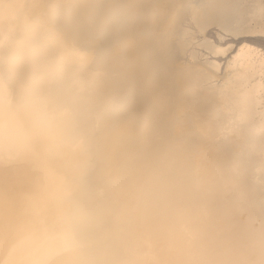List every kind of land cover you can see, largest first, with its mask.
Here are the masks:
<instances>
[{
	"label": "bare ground",
	"instance_id": "obj_1",
	"mask_svg": "<svg viewBox=\"0 0 264 264\" xmlns=\"http://www.w3.org/2000/svg\"><path fill=\"white\" fill-rule=\"evenodd\" d=\"M0 94L71 113L0 159V260H264V132L234 81L264 72V0H33ZM63 22L55 31V23ZM82 55L56 75L62 53Z\"/></svg>",
	"mask_w": 264,
	"mask_h": 264
},
{
	"label": "clouds",
	"instance_id": "obj_2",
	"mask_svg": "<svg viewBox=\"0 0 264 264\" xmlns=\"http://www.w3.org/2000/svg\"><path fill=\"white\" fill-rule=\"evenodd\" d=\"M34 14L33 0H0V57L6 47V37L18 29ZM63 63L56 69V75L71 77L79 72L82 55L74 52H63ZM226 96L245 95L250 107L260 112L256 124L264 131V72L259 79L254 76L234 81L225 89ZM71 113L59 111L54 107L30 105L24 97L15 112L9 111V102L0 94V159L12 151L23 148L37 150L50 142L63 138L68 130ZM259 244L264 253V232L260 234ZM0 264H46L40 256L26 248L16 250L9 260H0ZM192 264V262H182ZM199 264H242L238 259H217L199 262ZM247 264H264V260H250Z\"/></svg>",
	"mask_w": 264,
	"mask_h": 264
},
{
	"label": "rangeland",
	"instance_id": "obj_3",
	"mask_svg": "<svg viewBox=\"0 0 264 264\" xmlns=\"http://www.w3.org/2000/svg\"><path fill=\"white\" fill-rule=\"evenodd\" d=\"M60 24H63V22H57V23H55V31L57 32V31H59V29L57 28ZM264 132V131H263Z\"/></svg>",
	"mask_w": 264,
	"mask_h": 264
}]
</instances>
